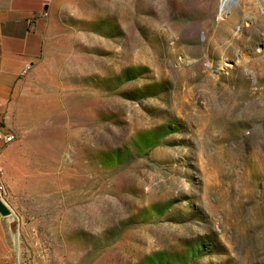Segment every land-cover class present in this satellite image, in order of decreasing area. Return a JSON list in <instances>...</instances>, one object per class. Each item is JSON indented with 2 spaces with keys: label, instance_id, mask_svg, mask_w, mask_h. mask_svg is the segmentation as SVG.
<instances>
[{
  "label": "rangeland",
  "instance_id": "obj_1",
  "mask_svg": "<svg viewBox=\"0 0 264 264\" xmlns=\"http://www.w3.org/2000/svg\"><path fill=\"white\" fill-rule=\"evenodd\" d=\"M79 0L0 134L11 264H264V0Z\"/></svg>",
  "mask_w": 264,
  "mask_h": 264
},
{
  "label": "crops",
  "instance_id": "obj_2",
  "mask_svg": "<svg viewBox=\"0 0 264 264\" xmlns=\"http://www.w3.org/2000/svg\"><path fill=\"white\" fill-rule=\"evenodd\" d=\"M79 0H0V112L7 105L18 79L44 53L51 19ZM7 218V217H6ZM0 216V264H11L6 241L7 222ZM8 239L10 237L7 234Z\"/></svg>",
  "mask_w": 264,
  "mask_h": 264
},
{
  "label": "built area",
  "instance_id": "obj_3",
  "mask_svg": "<svg viewBox=\"0 0 264 264\" xmlns=\"http://www.w3.org/2000/svg\"><path fill=\"white\" fill-rule=\"evenodd\" d=\"M3 121V114L0 112V123ZM15 141V136L10 133H2L0 134V165H1V154L4 149L9 144H12ZM4 186L2 181L0 180V192H3Z\"/></svg>",
  "mask_w": 264,
  "mask_h": 264
},
{
  "label": "bare ground",
  "instance_id": "obj_4",
  "mask_svg": "<svg viewBox=\"0 0 264 264\" xmlns=\"http://www.w3.org/2000/svg\"><path fill=\"white\" fill-rule=\"evenodd\" d=\"M241 0H220L219 18L223 19L240 3Z\"/></svg>",
  "mask_w": 264,
  "mask_h": 264
},
{
  "label": "water",
  "instance_id": "obj_5",
  "mask_svg": "<svg viewBox=\"0 0 264 264\" xmlns=\"http://www.w3.org/2000/svg\"><path fill=\"white\" fill-rule=\"evenodd\" d=\"M0 216L4 218L11 216L10 209L3 203L1 199H0Z\"/></svg>",
  "mask_w": 264,
  "mask_h": 264
}]
</instances>
